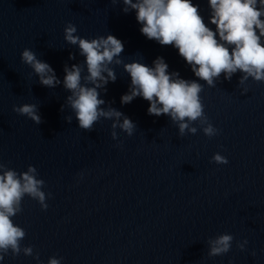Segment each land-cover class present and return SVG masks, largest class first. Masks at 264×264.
Here are the masks:
<instances>
[{
    "label": "clouds",
    "instance_id": "9594fccd",
    "mask_svg": "<svg viewBox=\"0 0 264 264\" xmlns=\"http://www.w3.org/2000/svg\"><path fill=\"white\" fill-rule=\"evenodd\" d=\"M122 2L124 12L134 10L135 18L141 25L140 32L149 40L161 46H173L191 67L194 76L209 87L224 74L225 80L240 72L239 85H245L251 78L254 82H264V0H208L210 7L209 23L200 14L199 5L193 0H112ZM64 39L70 45L79 46V54L84 64L65 65L63 86L71 94L67 105L74 112L79 128L91 131L101 118L114 120L112 129L119 127L132 136L136 125L128 117L114 108L105 110V101L100 98L98 89H105L109 81L116 80L115 71L110 65L123 64L124 71L131 79L129 92L121 97V104H129L136 97L148 101L147 112L151 116H169L178 126L179 135H195L199 122L205 136L212 138L219 134L204 112L200 93L204 85L197 80H186L178 72L169 73L168 64L157 57L152 67L133 61L124 63L118 57L124 50L121 40L114 35L88 39L77 35V27L68 23L64 28ZM70 59L75 57L70 54ZM21 61L30 66L39 83L48 88L60 84L54 69L39 60L30 49L21 53ZM86 74H83L85 72ZM106 74V75H105ZM244 92L248 89L244 88ZM63 110V109H61ZM13 111L26 116L37 125L42 123L36 104L13 106ZM71 123L72 116L65 117ZM112 138L117 133L112 131ZM216 164H227L225 156L216 153L212 157ZM36 167L29 165L26 171L17 172L0 162V261L11 253L13 257L21 252L33 255L32 246H21L25 230L16 225L13 217L23 211L22 201L27 196L36 200L42 210L48 208L46 200L51 193H45V181L38 178ZM234 237L221 234L209 240V257L222 256L232 248ZM248 241L237 242L243 251ZM255 255V252L252 253ZM35 258L38 260L39 255ZM63 258L50 257L47 264H61Z\"/></svg>",
    "mask_w": 264,
    "mask_h": 264
}]
</instances>
